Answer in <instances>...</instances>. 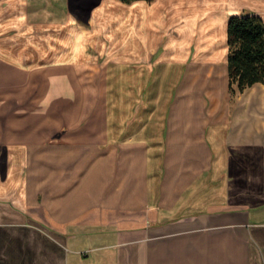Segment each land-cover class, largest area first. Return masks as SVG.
I'll return each mask as SVG.
<instances>
[{
	"label": "crops",
	"instance_id": "1",
	"mask_svg": "<svg viewBox=\"0 0 264 264\" xmlns=\"http://www.w3.org/2000/svg\"><path fill=\"white\" fill-rule=\"evenodd\" d=\"M263 3L0 0V264H264Z\"/></svg>",
	"mask_w": 264,
	"mask_h": 264
},
{
	"label": "trees",
	"instance_id": "2",
	"mask_svg": "<svg viewBox=\"0 0 264 264\" xmlns=\"http://www.w3.org/2000/svg\"><path fill=\"white\" fill-rule=\"evenodd\" d=\"M226 42L232 96L255 82L264 83V18L256 13L230 15Z\"/></svg>",
	"mask_w": 264,
	"mask_h": 264
},
{
	"label": "rangeland",
	"instance_id": "3",
	"mask_svg": "<svg viewBox=\"0 0 264 264\" xmlns=\"http://www.w3.org/2000/svg\"><path fill=\"white\" fill-rule=\"evenodd\" d=\"M62 1V0H61ZM264 4V3H263ZM190 6V10L192 11L193 10V5L192 4H190L189 5ZM255 7H257V9H262V11L264 12V5L263 6H260V4L259 5H254ZM189 10V11H190Z\"/></svg>",
	"mask_w": 264,
	"mask_h": 264
}]
</instances>
